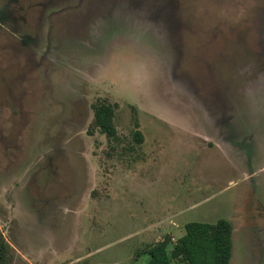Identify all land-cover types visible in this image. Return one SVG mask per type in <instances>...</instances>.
Here are the masks:
<instances>
[{"label": "rangeland", "instance_id": "rangeland-1", "mask_svg": "<svg viewBox=\"0 0 264 264\" xmlns=\"http://www.w3.org/2000/svg\"><path fill=\"white\" fill-rule=\"evenodd\" d=\"M220 218L264 264V0H0L6 264H148Z\"/></svg>", "mask_w": 264, "mask_h": 264}, {"label": "trees", "instance_id": "trees-1", "mask_svg": "<svg viewBox=\"0 0 264 264\" xmlns=\"http://www.w3.org/2000/svg\"><path fill=\"white\" fill-rule=\"evenodd\" d=\"M114 104L99 101L93 105V125L108 140L118 137L114 124ZM134 138L142 141V135L136 131ZM185 232L172 247L170 239L149 246L142 254H148V264H172L173 260L184 264H229L232 250V224L226 218L213 223L190 221L184 225ZM8 244L0 233V264L8 259Z\"/></svg>", "mask_w": 264, "mask_h": 264}, {"label": "crops", "instance_id": "crops-1", "mask_svg": "<svg viewBox=\"0 0 264 264\" xmlns=\"http://www.w3.org/2000/svg\"><path fill=\"white\" fill-rule=\"evenodd\" d=\"M250 175H251V173H250ZM230 222H231V220H229ZM231 224H232V222H231ZM233 231H234V227H233V224H232V234H231V239L233 238L232 237V235H233ZM259 233V232H258ZM231 256H232V250H231ZM231 259V258H230ZM229 263H230V261H229Z\"/></svg>", "mask_w": 264, "mask_h": 264}]
</instances>
